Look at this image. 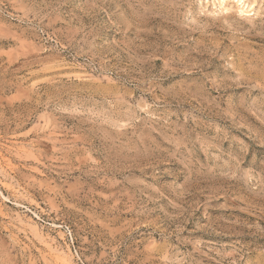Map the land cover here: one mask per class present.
<instances>
[{
  "label": "rangeland",
  "instance_id": "rangeland-1",
  "mask_svg": "<svg viewBox=\"0 0 264 264\" xmlns=\"http://www.w3.org/2000/svg\"><path fill=\"white\" fill-rule=\"evenodd\" d=\"M219 1L0 0V264H264V0Z\"/></svg>",
  "mask_w": 264,
  "mask_h": 264
},
{
  "label": "bare ground",
  "instance_id": "bare-ground-1",
  "mask_svg": "<svg viewBox=\"0 0 264 264\" xmlns=\"http://www.w3.org/2000/svg\"><path fill=\"white\" fill-rule=\"evenodd\" d=\"M229 0H220L219 1V3H220V5L221 6H223V5H226V3L228 2ZM231 1V0H230ZM233 1H235L237 4H238V7L240 6L241 7V9H243V8H249L250 9V7H252L251 5L252 4H248L247 2H245V0H233ZM235 2H234V4H235ZM236 5V4H235ZM225 7V6H224ZM240 10V9H239ZM246 10V9H245ZM253 10V9H252ZM243 11V10H242ZM241 11V12H242ZM243 12H245V11H243ZM248 13H249V11H248ZM245 14V13H244Z\"/></svg>",
  "mask_w": 264,
  "mask_h": 264
}]
</instances>
